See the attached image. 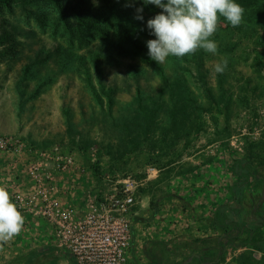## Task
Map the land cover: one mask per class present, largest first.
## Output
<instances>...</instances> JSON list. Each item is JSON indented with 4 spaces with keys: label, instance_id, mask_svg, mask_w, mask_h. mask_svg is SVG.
I'll list each match as a JSON object with an SVG mask.
<instances>
[{
    "label": "rangeland",
    "instance_id": "obj_1",
    "mask_svg": "<svg viewBox=\"0 0 264 264\" xmlns=\"http://www.w3.org/2000/svg\"><path fill=\"white\" fill-rule=\"evenodd\" d=\"M83 1L99 9L115 4L113 24L79 25L72 6L80 0H59V7L51 0L0 4V49H15L0 54V134L35 149L59 147L78 167L67 173L79 174L86 195L130 179L135 203L144 192L151 206L162 196L178 199L162 211L170 238L160 241L158 264H198V254L201 264H264V250L248 245L217 259L224 229L212 222L217 205H236L228 191L234 157H246L264 175V0H234L243 19L233 27L219 17L210 37L216 54L200 49L163 64L146 47L155 39L146 22L160 8L146 9L143 0ZM121 24L135 36H121ZM104 47L108 58L90 65L88 54ZM37 53L46 58L32 62ZM225 59V71L216 73ZM27 159L0 150V163ZM241 190L250 218L264 203V182ZM254 233L263 238L264 228Z\"/></svg>",
    "mask_w": 264,
    "mask_h": 264
},
{
    "label": "built area",
    "instance_id": "obj_2",
    "mask_svg": "<svg viewBox=\"0 0 264 264\" xmlns=\"http://www.w3.org/2000/svg\"><path fill=\"white\" fill-rule=\"evenodd\" d=\"M0 150L12 157H28L23 169L27 186L15 181L10 190L3 188L21 214L49 225L55 246L70 255L72 264H125L132 241L129 213L135 204L130 179L115 181L99 196L87 194L86 208L78 213L76 206L61 198L55 178L56 173L78 167L70 156L60 154L59 147L35 149L0 134ZM10 162L20 171L18 161Z\"/></svg>",
    "mask_w": 264,
    "mask_h": 264
},
{
    "label": "crops",
    "instance_id": "obj_3",
    "mask_svg": "<svg viewBox=\"0 0 264 264\" xmlns=\"http://www.w3.org/2000/svg\"><path fill=\"white\" fill-rule=\"evenodd\" d=\"M3 163H0V187L6 186L10 190L15 181L26 187L28 181L23 172L24 165H17L16 168L20 169L17 171L11 162ZM55 178L61 198L76 206L78 213H82L86 208V194L82 188L84 186L80 184L82 179L79 174L56 173ZM150 200L148 193L138 194L129 213L132 221V241L125 264H158L161 250L165 251L160 241H168L170 234L162 211L170 210L169 206L178 199L162 196L156 199L157 204L153 206ZM160 207L163 209L160 210ZM21 215L24 224L19 234L10 241H0V264H72L70 255L55 246L51 229L45 222L32 224L33 216L26 213ZM168 244L166 243L167 247Z\"/></svg>",
    "mask_w": 264,
    "mask_h": 264
},
{
    "label": "clouds",
    "instance_id": "obj_4",
    "mask_svg": "<svg viewBox=\"0 0 264 264\" xmlns=\"http://www.w3.org/2000/svg\"><path fill=\"white\" fill-rule=\"evenodd\" d=\"M162 11L146 22L150 35L146 41L147 55L157 64L165 63L169 56L177 58L204 50L217 52V44L210 39L217 29L218 19L224 17L233 27L241 24L244 9L234 0H143ZM137 13L143 11L136 9ZM219 14V16H218ZM142 20L141 15L135 17ZM227 60L215 65V72L222 74ZM24 218L10 201L9 193L0 187V241H10L19 234Z\"/></svg>",
    "mask_w": 264,
    "mask_h": 264
},
{
    "label": "trees",
    "instance_id": "obj_5",
    "mask_svg": "<svg viewBox=\"0 0 264 264\" xmlns=\"http://www.w3.org/2000/svg\"><path fill=\"white\" fill-rule=\"evenodd\" d=\"M51 1H53L56 6H60L58 3L59 0ZM120 1L124 3L123 0ZM241 1L245 4H251L255 0ZM8 2L9 0H0V4H7ZM147 6L151 11L157 9L152 4H146V9H149ZM72 8L75 13V19L78 21L79 25L98 30H104L108 28L106 25L113 24L111 17L116 16L115 9H117L115 4L109 5L107 9L94 8L92 3L83 0H80V2L73 5ZM107 11L109 12L107 13ZM102 24L105 25V28L102 27ZM119 26H122L123 29H118V32L120 35L122 34L121 36L124 38L127 36L130 38L131 34L133 37L135 36L134 32H131L130 34L129 30L126 33L127 27L124 25L121 24ZM134 43V47L138 49L139 53H141V46L136 42ZM103 49L105 52L101 51L88 54V57L91 59L90 65L98 67L99 60H106V58H108L106 54V48L104 47ZM14 51L15 49L11 48L10 45L2 46L0 49V54H9ZM45 58V55L37 53V55H35L31 61H41ZM82 60V58L78 59V61L81 62ZM261 165L262 170L264 171V161L261 163ZM231 173L233 176H235V179L228 186V191L236 205H227L226 203H222L217 205L212 213L213 224L224 229L223 235L217 238V259L225 257L228 250H233L236 247L244 245L264 250V237L259 238L254 233L256 230L264 228V203L259 205V207L254 211L253 215L249 218L242 212V202L238 194L242 191V188L251 182H264V175L259 174L257 172V165L246 157H234L232 159ZM150 203L152 204V201H150ZM194 258L198 264L203 262V256L200 254L195 255Z\"/></svg>",
    "mask_w": 264,
    "mask_h": 264
}]
</instances>
